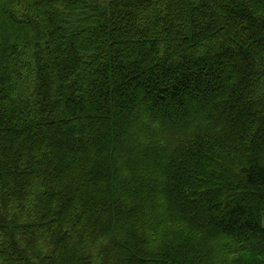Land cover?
I'll list each match as a JSON object with an SVG mask.
<instances>
[{
	"label": "trees",
	"instance_id": "1",
	"mask_svg": "<svg viewBox=\"0 0 264 264\" xmlns=\"http://www.w3.org/2000/svg\"><path fill=\"white\" fill-rule=\"evenodd\" d=\"M261 153L264 0H0V264H264Z\"/></svg>",
	"mask_w": 264,
	"mask_h": 264
},
{
	"label": "snow or ice",
	"instance_id": "2",
	"mask_svg": "<svg viewBox=\"0 0 264 264\" xmlns=\"http://www.w3.org/2000/svg\"><path fill=\"white\" fill-rule=\"evenodd\" d=\"M252 2L255 3V0H252ZM254 162L259 163L260 170H261V178H262V180H264V153H261V155L259 156L258 160H254ZM241 239H244V238H241ZM250 242L254 243V241H250ZM237 243H238V241H232L231 243H224L223 251H225V252L228 251L229 249H231ZM262 243H264V241H262ZM221 259L223 261L225 259V257L222 256Z\"/></svg>",
	"mask_w": 264,
	"mask_h": 264
},
{
	"label": "rangeland",
	"instance_id": "3",
	"mask_svg": "<svg viewBox=\"0 0 264 264\" xmlns=\"http://www.w3.org/2000/svg\"><path fill=\"white\" fill-rule=\"evenodd\" d=\"M262 223H263V225H264V213H263V215H262Z\"/></svg>",
	"mask_w": 264,
	"mask_h": 264
}]
</instances>
